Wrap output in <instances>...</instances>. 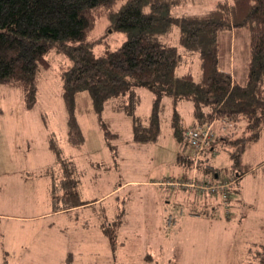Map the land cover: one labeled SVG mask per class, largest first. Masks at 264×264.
<instances>
[{
	"label": "rangeland",
	"instance_id": "1",
	"mask_svg": "<svg viewBox=\"0 0 264 264\" xmlns=\"http://www.w3.org/2000/svg\"><path fill=\"white\" fill-rule=\"evenodd\" d=\"M218 1L181 0L171 14H202ZM108 24L107 16H100L90 38L104 36L113 47L119 46L127 35L111 31ZM220 38L223 64L229 66L230 62L234 79L245 82L247 32L240 29L224 33ZM159 39L178 45L179 26L173 24ZM99 49L95 48L96 51ZM47 57L50 65L38 71L32 107L24 106L19 83L0 84V264H250L245 260L250 243L264 242V123L259 139L241 151L237 167L231 166L233 161L224 149L215 161L222 177L229 171L240 172L238 191L246 193L249 203L253 204L248 205L243 216L230 210V215H226L219 197L211 195L220 207L213 215L191 216L190 213H200V207L183 200L184 216L178 219L181 224L178 226L177 222L170 229L161 228L159 216L149 211L147 193H144L148 186L140 184L120 186L114 193L106 195L99 206L55 211L53 201L52 205L50 202L53 194L48 179L55 178V171L58 172L60 166L48 145L49 138L53 139L65 160L74 162L77 174L74 172L73 176L78 182L80 180L78 189L85 200L102 197L116 184L127 180L144 184L166 179L173 181L178 176L173 165L177 153L171 135L172 114L178 113L182 125L183 120L190 118L192 102L161 97L157 141L138 143L133 140L131 116L114 110L110 104L98 113L92 108L88 92H77L74 116L83 142L73 144L69 139L68 113L60 80V67L70 65L71 60L54 49ZM186 71L197 80L200 75L198 60H183L176 74ZM135 91L139 96L135 115L145 121L151 113L155 93L145 86H136ZM210 123L214 139L210 143L214 145L210 152L212 156L217 155L216 146L223 145V141L218 140L220 134L242 135L243 125L235 124L234 120L214 119L205 124ZM104 129L118 136L108 139ZM228 148L233 149L232 146ZM191 175L198 174L193 172ZM62 181L63 173L60 172L55 179L59 185L54 191V196L60 199L64 194ZM235 183L236 180L233 185ZM114 200L115 206L116 201L119 205L117 218L129 204L130 208L122 215L127 224L115 227V238L123 244L112 252L107 237L99 229V222L110 221L101 207L111 206ZM156 200L160 202V195ZM174 207L173 203L169 206L170 210ZM85 221L87 225L84 226ZM207 223L214 227L200 228L201 224ZM195 246L204 249L192 251Z\"/></svg>",
	"mask_w": 264,
	"mask_h": 264
},
{
	"label": "trees",
	"instance_id": "2",
	"mask_svg": "<svg viewBox=\"0 0 264 264\" xmlns=\"http://www.w3.org/2000/svg\"><path fill=\"white\" fill-rule=\"evenodd\" d=\"M180 1L0 0V84L19 83L24 106L32 107L38 71L50 65L47 55L54 49L71 60L70 65L60 67V80L68 113L69 139L73 144L83 142L74 116L77 92H88L92 108L98 113L110 104L114 110L131 116L133 140L138 143L156 140L160 133L159 100L170 96L174 101L192 102L194 125L214 119L234 120L235 124L243 125L240 136L220 134L218 137L233 161L231 166L237 167L241 151L259 139L264 123V0H220L202 14L172 15V9ZM102 15L107 16L111 31L126 33V39L119 46L113 47L104 36L90 38ZM173 24L179 26L178 45L159 39ZM240 29L248 34L243 83L220 67L221 35ZM96 47L100 49L96 51ZM187 59L198 60L197 80L190 71L176 74L179 64ZM136 86L150 87L155 93L151 113L145 121L135 115L139 103ZM171 126L175 139L183 143L186 128L180 125L176 111ZM104 131L108 139L118 136ZM48 145L63 173L60 183L63 197L54 196L59 184L54 183L51 189L53 209L65 210L86 203L77 190L74 164L62 157L52 138ZM213 148L210 144L204 152H212ZM203 154L197 168L202 167L207 177L214 179L218 175L216 170L210 164L200 163ZM178 158L186 166V173L191 171L192 158L184 153ZM231 174L237 179L240 172ZM236 185L229 192L236 191ZM120 213L115 221L101 224L112 248L118 246L115 227L121 222L123 211ZM245 260L250 264H264V243H251Z\"/></svg>",
	"mask_w": 264,
	"mask_h": 264
},
{
	"label": "crops",
	"instance_id": "3",
	"mask_svg": "<svg viewBox=\"0 0 264 264\" xmlns=\"http://www.w3.org/2000/svg\"><path fill=\"white\" fill-rule=\"evenodd\" d=\"M220 58H221V54H220ZM222 60L223 59L221 58L220 67L222 66L221 68H223L225 70H229L231 72L232 76H234L233 75V69L231 68V63L228 62L229 66H227V64H223ZM192 111H193V105H192V110L190 112V118L187 119V120H183V118H182V120H183L182 127L184 129L188 128L190 126H193L194 123H195ZM173 114H172V116H173ZM184 121L186 122L185 124H184ZM170 126H171V123H170ZM159 134H158V136H159ZM171 135H172V138L175 141L174 152L177 153L176 158L173 160V165L176 168L175 173H176V176H178V177L175 178L174 180L190 177L192 172H196V174H198V175H196V177H199V179H202L203 177H207L208 175L205 174V170H203L202 167H198V168H195V169L192 168L191 171H188L186 173V168H185L186 166H184L183 161L181 159H179L178 156L182 155V153H184V155H188L189 147L187 145V142L184 140V138H183V141H182L183 143H180V142H178L175 139L174 134H173L172 126H171ZM156 141H157V138H156L155 141H151V142H148V143H153V142L155 143ZM216 147L218 148L217 155L216 156H212V154H210L211 151L207 150V151L204 152V154L202 156V160H201L200 163H203L204 165L205 164H210L211 167H212V170H216V172L218 173V175L215 176L214 179H212V178L210 179L209 178L210 181H222V180H227L228 178L230 179V177L232 175L230 171L228 172V174H230V175L225 174L226 176L228 175V177H226V176L222 177L223 176V175L221 176L222 172H220L217 169V166L215 165V161L219 157V154H220L221 150L223 149L221 147V143L218 146H216ZM206 160H208V161H206ZM72 163L74 164L73 161H72ZM74 166H75V164H74ZM60 172H61L60 169H59L58 172L55 171V178L54 179H52V178L48 179L50 193L52 192L51 189L53 188V184L55 183L56 176L58 174L60 175ZM75 173L77 174V170H75ZM61 175H62V172H61ZM74 176H75V174H74ZM167 180H170V179H166L164 181H159V182L147 181V182H145V184H144V182H141V181L127 180V181H125V183H122V184H119V185L116 184L111 189L110 192L106 193L105 195H102V197L94 198L93 200H90V199L85 200V199L82 198V196H81V192L82 191L80 189H78V186H79L78 184L80 182V180H79V182L77 181V190L79 192L80 198L86 203H83L82 205H79V206H76V207H72V208L68 209V211H78L80 209H87L90 206H96V205L99 206L102 203V201H103L102 199L106 195L114 193V191H116L122 185H126L125 187H127L130 184H135V185L140 184V185H147L148 186L146 188L148 191L144 192V193L145 194L147 193L149 209H150L149 211H150V214H152V215L156 214L157 216H159V219L161 221L160 222V224H161L160 227L161 228L170 229L171 227L175 226V224H177L178 219H180L182 216H184L185 209H184V207H183V205L181 203V201H183V200L186 201V202L190 201L191 203L196 204V205H198L200 207V211H199L200 213H190L191 216L198 217V218L201 217V216L202 217L203 216L208 217L209 215H213L214 212L218 211V208L220 209V207L218 206L219 202L217 204L216 200L214 198L210 197V195L199 194L195 189H192V188H183V187H177V186L172 187V186H168V185L162 184L163 182H165ZM235 180H236V183H237V185L235 186V190L236 191L232 192V194L230 195V200L228 202V208H229V210L231 212L236 211V213H238L241 216H243L244 215V210L247 209L248 205H253V204H252V202L249 203V200H248V197H247L246 193L238 191V184H239L238 183V178L235 179ZM158 195H160V197H161L160 202H158L156 200V197ZM256 195H257V197L259 196L258 193H256ZM50 202H51V205H52V197H51ZM171 203H173L174 206H175L174 207L175 209L173 208L174 210H170V208H169ZM255 203H257V202H255ZM159 207H161V208H159ZM117 208H119V205H118V201H116V206H115V200L113 201L111 206H109L107 204V208L105 206L101 207V210L104 211V214H106V216L110 218L109 219L110 221L104 220L101 223L99 222V229H100L101 232H102V227H101L102 223H111V222L116 220L117 213L119 211V210L116 211ZM129 208H130V204L128 205L126 211H125V209L123 210V214L128 213L129 212L128 211ZM222 209H223V207H222ZM57 211H63V210L61 209V210H57ZM223 211H224V209H223ZM223 213H225V212H223ZM168 216H171V218H172L170 225H168L167 221H166ZM125 224H127V221L124 220V217H122L121 222L118 225L122 226V225H125ZM180 224L181 223L178 222V226ZM83 225L84 226L87 225V222L85 221ZM210 227H214V225L211 224V223L210 224L207 223V224H201V226H200V228H210ZM117 243H118V246L123 244L122 241H117ZM251 243H260V242L252 241ZM262 243H264V242H262ZM108 245H109V248L112 250V252H114L116 247L112 248L110 246V244H109V241H108ZM248 248H247L246 252L248 251ZM198 249H204V247L195 246L192 251H196ZM145 255L148 257V253H146Z\"/></svg>",
	"mask_w": 264,
	"mask_h": 264
},
{
	"label": "built area",
	"instance_id": "4",
	"mask_svg": "<svg viewBox=\"0 0 264 264\" xmlns=\"http://www.w3.org/2000/svg\"><path fill=\"white\" fill-rule=\"evenodd\" d=\"M212 124L196 125L184 131V140L189 147L188 155L192 158L193 168H197L201 155L207 149L213 139ZM193 173V172H192ZM235 179H227L222 181H210L209 179H199L190 176L189 179L167 180L162 184L168 186H177L183 188L195 189L199 194L217 195L227 215L229 213L228 202L230 200L229 188L233 185ZM171 216L167 217V224H171Z\"/></svg>",
	"mask_w": 264,
	"mask_h": 264
}]
</instances>
